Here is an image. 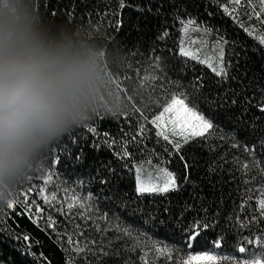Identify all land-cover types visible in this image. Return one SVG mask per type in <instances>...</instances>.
<instances>
[{
    "label": "trees",
    "instance_id": "16d2710c",
    "mask_svg": "<svg viewBox=\"0 0 264 264\" xmlns=\"http://www.w3.org/2000/svg\"><path fill=\"white\" fill-rule=\"evenodd\" d=\"M36 6L53 30L63 27L95 44L105 80L88 120L17 185L11 200L19 203L0 204V264H179L201 252L225 264L253 253L259 259L264 45L256 35L264 34V17L252 15L256 0L250 6L244 0H36ZM188 34L221 50L222 74L180 53ZM170 94H186L212 128L187 141L157 137L149 121ZM137 167H164L176 187L139 193ZM53 193L56 201L45 203ZM194 221L207 227L187 248ZM67 235L80 241L81 251L66 243ZM240 246L248 251L239 253ZM164 247L169 253L156 251Z\"/></svg>",
    "mask_w": 264,
    "mask_h": 264
},
{
    "label": "clouds",
    "instance_id": "9594fccd",
    "mask_svg": "<svg viewBox=\"0 0 264 264\" xmlns=\"http://www.w3.org/2000/svg\"><path fill=\"white\" fill-rule=\"evenodd\" d=\"M104 80L93 42L53 30L36 0H0V204L88 120Z\"/></svg>",
    "mask_w": 264,
    "mask_h": 264
},
{
    "label": "snow or ice",
    "instance_id": "6c2138e0",
    "mask_svg": "<svg viewBox=\"0 0 264 264\" xmlns=\"http://www.w3.org/2000/svg\"><path fill=\"white\" fill-rule=\"evenodd\" d=\"M256 2L259 5V10L253 7L252 15L257 19H260L264 17V0H256ZM232 3L235 5H239L241 4V0H232ZM244 3L246 6H250L252 0H244ZM223 10L230 16L233 15L232 12H229V8L227 6H224ZM205 31H207V29ZM252 32H254V30H251L250 34H252ZM256 39L259 40L260 44L264 45V34L256 35ZM181 54L184 56H192L193 58H195L192 53L184 50H181ZM209 66L211 67V65ZM213 71H216V69L213 68ZM216 74H222V70L217 71ZM159 108L161 110H159L158 113L154 115V118H152L149 122L157 129L156 136L166 142L172 143L170 134L172 136L183 137L184 140L187 141L193 139L194 137L202 136L207 129H210L213 126L212 123L208 119H206L205 116L198 110V108L196 107V103L194 101H190L186 94L182 96L170 94L166 100H163L159 103ZM261 111H264V107L261 108ZM85 127L89 132L95 131V129L90 126L86 125ZM185 133H187V136H185ZM142 134L143 129H141L138 135ZM133 139H135V137H133ZM173 146L176 150H179L181 144L175 143ZM124 155H128V153L125 151ZM77 158H79V156H77ZM162 175L164 177L163 186H145L143 182H141L140 186L138 187V191L141 193L167 192L170 189L176 187L175 177L172 173L163 170ZM56 199L57 197L55 193H53L51 194V196L45 197V203L52 204L56 201ZM17 203H19V201L11 200L6 204V207L12 209L16 206ZM71 207H73V204L69 203L68 208ZM259 207L261 211H264V199H261L259 201ZM57 210L63 211L62 208ZM42 211L43 209L37 206V213H40ZM47 227L53 229L55 228V221H53L51 217L48 218ZM205 227H207V225L195 221L192 225L189 226L188 234L185 237V246L187 248H192L194 246V244L201 236V230H203ZM23 239L28 240V237L25 236ZM66 243L70 247L76 248L77 252L81 251L80 241L74 239L72 235H67ZM220 246V241L214 242V247ZM101 251H103V249ZM156 251L164 254L169 253V249L167 247L156 249ZM236 251H238L239 253H245L246 251H248V249L245 246H240L236 249ZM113 255H115V253H113ZM259 257L260 258L257 259L256 253H253L248 258L237 257L235 261L229 258L227 259L226 264H264V251L259 254ZM145 264H147V262H145ZM179 264H225V262L213 253L201 252L195 254L190 253L186 255V257L180 259Z\"/></svg>",
    "mask_w": 264,
    "mask_h": 264
},
{
    "label": "rangeland",
    "instance_id": "374dc122",
    "mask_svg": "<svg viewBox=\"0 0 264 264\" xmlns=\"http://www.w3.org/2000/svg\"><path fill=\"white\" fill-rule=\"evenodd\" d=\"M181 50L192 53L195 58L205 63L207 66L211 65V67L210 66L209 67L212 70L213 68L216 69V71L214 72L219 71L222 66L221 62H222L223 54L221 50H219L216 47L207 48L206 45L201 44V40L199 39V36H197V34L195 35L188 34L186 36L182 35L180 49H179L180 53ZM188 57H192V56H188ZM185 136H187V133H185ZM163 170L166 169L164 167H158L155 169L147 168V167L144 168L137 167L135 169L136 190L138 191V187L140 186L141 182H143L145 186H163V180H164V177L162 175ZM166 171L168 172V170Z\"/></svg>",
    "mask_w": 264,
    "mask_h": 264
}]
</instances>
